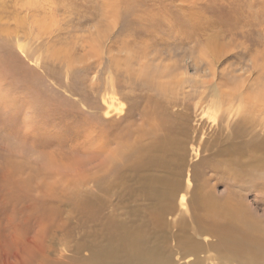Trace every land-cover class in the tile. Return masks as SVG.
<instances>
[{"label":"rangeland","instance_id":"rangeland-1","mask_svg":"<svg viewBox=\"0 0 264 264\" xmlns=\"http://www.w3.org/2000/svg\"><path fill=\"white\" fill-rule=\"evenodd\" d=\"M262 35L264 0H0V264H79L108 220L153 245L155 199L135 187L144 175L127 168L120 183L106 167L164 112L187 116L189 134L183 172L167 156L146 172L182 180L159 244L176 264H243L204 240L212 223L191 198L202 180L264 222V170L251 186L244 162L215 155L243 115L244 138L264 136ZM215 158L228 171L204 162L195 181L196 165ZM182 236L201 251L184 254ZM53 243L60 251L44 261L40 245Z\"/></svg>","mask_w":264,"mask_h":264},{"label":"bare ground","instance_id":"bare-ground-1","mask_svg":"<svg viewBox=\"0 0 264 264\" xmlns=\"http://www.w3.org/2000/svg\"><path fill=\"white\" fill-rule=\"evenodd\" d=\"M231 109L232 113H236L233 108ZM114 110H122V108H110L111 112H114ZM237 113L241 114L242 109L239 108ZM152 117L151 128L148 130V133H142L140 138H136V140L128 145L124 151L119 152V157L108 160L107 162H110V165L107 166L106 169H108V174L110 172H112L113 175L116 173L115 176L116 178H120V183L124 182L121 177H126L127 168H129V170H137V172L140 171V174L144 175L142 177L143 179H139L140 182H138L135 187L137 190H142L143 194L147 195L150 199H155L148 220L151 221L155 227L157 226L158 230L152 233L156 237V240H154L156 243L154 242L152 245V243L149 242L147 234L143 241L132 234H127L122 229L127 228L126 225H122V223L121 225H117L118 222L112 223L108 220L105 225L102 224L101 234L104 240L97 242V245L87 246L90 248V254L78 258L81 261L79 264H176L171 257V249L165 246L167 245L165 243L166 240L164 244H159L161 239L159 238L158 231L163 228L167 213L173 209L172 203L174 199L181 193L182 180L178 174L175 176L174 180H167L158 175L157 177H153L154 175H146V172L148 167L156 164L159 165L162 161L165 162L164 159L167 157L171 158L176 167L179 166V170L182 172L184 171L185 165L183 164V156L184 148L188 140L189 127L186 120L187 116L180 122L179 120L170 121L167 112L161 113L160 115L154 114ZM249 121L250 119L247 115L240 117L237 121V129L231 132V135L233 134L232 136H234L233 144L225 150V152L222 151L215 155H217V157H224L226 155V160L232 163L238 161L244 162L242 164L239 163L240 165H236V167H241L243 177H250L247 181H250V185L252 186L254 182H257L255 181V175L259 176V173H255L254 169L260 171L264 170V136L254 139H248L249 137L247 139L244 138V136H248L249 134H247L248 130L244 131L243 127L248 124ZM246 127L247 126H245V128ZM261 127L262 126L257 123L253 128L260 130ZM254 132L255 131H253V133ZM239 140H241V142ZM242 140H244V142H242ZM116 159L119 160L115 162L114 160ZM204 162H208L210 168L215 172H226L229 169L227 167L223 168L221 159L202 160L194 168L192 178H194L195 181L196 178L201 175V173H199V166ZM166 163L167 162H165V164ZM235 169L236 168L231 169L234 175L240 176L239 173L234 171ZM200 182L203 181L199 180L197 182L199 185L192 191L193 198H191V202L198 209L203 210L206 219L212 223L208 229L210 234H204V240L208 241L209 239H206L212 235L217 237V241L214 242V245H218L217 247L220 249L219 256L222 258H231V255L225 253V251H227L235 255V258H240L243 264H264V222L249 214V211L245 208L239 197H233L234 195L232 193H229L228 197H222V195L220 197L211 190L204 191ZM93 203L94 201L91 202V206L94 205L97 208L96 211L100 212L103 202ZM199 217L201 218V216ZM200 218L196 219V221L198 223H203ZM111 235L114 240L106 242L105 238ZM179 241L180 246L184 249V254L188 256L191 253H198L202 249V243L193 238L183 237ZM83 246H85V244ZM39 249L44 261H48V252L51 251L54 254L60 251V246L53 243L46 248L44 244V246L40 245ZM55 262L60 264L57 260ZM199 262H201L200 257L193 260L190 264H201ZM57 263L46 262L45 264Z\"/></svg>","mask_w":264,"mask_h":264},{"label":"snow or ice","instance_id":"snow-or-ice-1","mask_svg":"<svg viewBox=\"0 0 264 264\" xmlns=\"http://www.w3.org/2000/svg\"><path fill=\"white\" fill-rule=\"evenodd\" d=\"M260 38H261L262 40H264V35H262Z\"/></svg>","mask_w":264,"mask_h":264}]
</instances>
